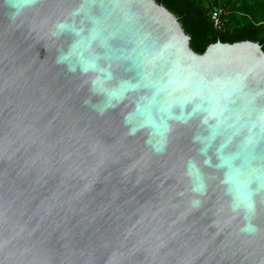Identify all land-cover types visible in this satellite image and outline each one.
Instances as JSON below:
<instances>
[{"label":"water","instance_id":"95a60500","mask_svg":"<svg viewBox=\"0 0 264 264\" xmlns=\"http://www.w3.org/2000/svg\"><path fill=\"white\" fill-rule=\"evenodd\" d=\"M0 264H264V51L200 55L154 0H0Z\"/></svg>","mask_w":264,"mask_h":264},{"label":"trees","instance_id":"16d2710c","mask_svg":"<svg viewBox=\"0 0 264 264\" xmlns=\"http://www.w3.org/2000/svg\"><path fill=\"white\" fill-rule=\"evenodd\" d=\"M169 10L190 37V47L204 54L218 42L235 44L253 42L264 51V0H154ZM216 9L222 10L219 29L212 20Z\"/></svg>","mask_w":264,"mask_h":264},{"label":"built area","instance_id":"2783aa9c","mask_svg":"<svg viewBox=\"0 0 264 264\" xmlns=\"http://www.w3.org/2000/svg\"><path fill=\"white\" fill-rule=\"evenodd\" d=\"M222 14L223 12L220 9H216L212 14V20L219 29L222 26Z\"/></svg>","mask_w":264,"mask_h":264}]
</instances>
